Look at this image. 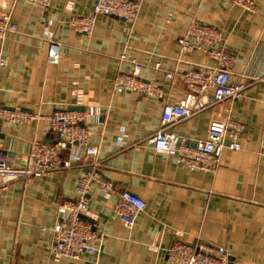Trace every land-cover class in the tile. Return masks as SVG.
<instances>
[{
	"label": "crops",
	"instance_id": "crops-1",
	"mask_svg": "<svg viewBox=\"0 0 264 264\" xmlns=\"http://www.w3.org/2000/svg\"><path fill=\"white\" fill-rule=\"evenodd\" d=\"M95 1L50 0L39 7L0 0V14L9 13L16 25L0 40L6 59L0 67V104L37 114L27 122L0 121L3 151L24 165L33 140L58 139L49 125L52 112L94 109L82 124L97 147V173L109 184L106 189L90 185L83 217L101 239L95 253L77 258L53 257L52 228L63 216L62 203L77 199L84 167L49 171L0 191V264H173L165 250L175 241L223 246L231 253L229 264H264V0H255L253 12L233 0H138L131 25L98 15L90 35L77 32L69 18L89 14ZM192 21L219 28L236 55L229 80L247 84L241 97L166 126L194 142L206 138L213 119L242 122L240 148L224 147L214 171L187 168L151 141L163 107L188 93L182 74L215 65L201 49H179L176 39ZM53 47L54 61L48 58ZM132 60L142 64L141 78L157 80L159 94L114 89L115 74L131 71ZM167 71L175 78H164ZM121 190L145 202L132 226L112 211Z\"/></svg>",
	"mask_w": 264,
	"mask_h": 264
},
{
	"label": "built area",
	"instance_id": "built-area-1",
	"mask_svg": "<svg viewBox=\"0 0 264 264\" xmlns=\"http://www.w3.org/2000/svg\"><path fill=\"white\" fill-rule=\"evenodd\" d=\"M30 3L46 7L50 0H27ZM242 9L253 12L255 0H233ZM138 0H96L89 14H77L69 18V23L79 33L90 35L98 15L121 18L131 25L137 17ZM52 20H47L51 25ZM16 25L10 14H0V40L8 32H15ZM47 35H49L47 30ZM47 40L50 38L47 36ZM176 43L181 51L201 49L215 62L212 67H197L186 70L182 80L188 89L186 96L173 104H166L161 114L160 127L151 136L156 150L175 155L187 168L214 171L224 147L232 150L240 148L239 135L242 122L227 118L213 119L207 127L206 138L191 142L186 136H180L166 129L170 123L203 110L223 100H234L242 96L247 84L229 80L230 68L236 61V55L226 46L225 39L215 25L192 21L186 31L177 37ZM49 60H56L58 52L49 50ZM6 65V59L0 56V67ZM132 70L117 71L113 79L114 89L132 90L138 95L159 94L155 78L143 79L139 76L142 64L132 60ZM176 73L167 71L166 79L175 78ZM75 98L78 90L73 91ZM93 110H55L48 116L50 129L58 139L54 142L33 140L24 165H16L13 155L5 153L0 141V191L21 180L42 176L49 171H57L78 165L85 168L79 178L76 191L77 199L63 202L60 206L63 216L53 226V257L77 258L82 253H95L101 234L86 221L87 195L92 182L99 183L104 189L109 184L99 176L97 168L101 162L97 158V147L90 143V129L82 122L95 115ZM37 117L34 112L11 109L0 104V121L7 123L27 122ZM229 137V143L224 142ZM260 154L264 157V135L260 140ZM145 208L144 200L128 190L117 192L112 208L113 213L126 225L132 226L139 212ZM166 255L173 264H229L231 253L223 246H206L175 241L166 248Z\"/></svg>",
	"mask_w": 264,
	"mask_h": 264
},
{
	"label": "water",
	"instance_id": "water-1",
	"mask_svg": "<svg viewBox=\"0 0 264 264\" xmlns=\"http://www.w3.org/2000/svg\"><path fill=\"white\" fill-rule=\"evenodd\" d=\"M71 109H83V108L79 106H72Z\"/></svg>",
	"mask_w": 264,
	"mask_h": 264
}]
</instances>
